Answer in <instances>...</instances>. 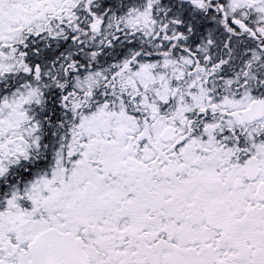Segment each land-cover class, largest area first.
Wrapping results in <instances>:
<instances>
[{"label":"snow or ice","instance_id":"snow-or-ice-1","mask_svg":"<svg viewBox=\"0 0 264 264\" xmlns=\"http://www.w3.org/2000/svg\"><path fill=\"white\" fill-rule=\"evenodd\" d=\"M0 264H264V0H0Z\"/></svg>","mask_w":264,"mask_h":264}]
</instances>
